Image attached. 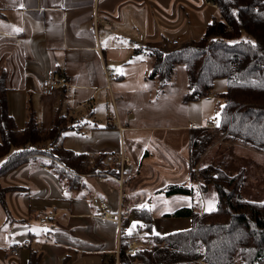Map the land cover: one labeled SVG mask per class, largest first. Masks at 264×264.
I'll list each match as a JSON object with an SVG mask.
<instances>
[{"label": "crops", "instance_id": "0c3cea01", "mask_svg": "<svg viewBox=\"0 0 264 264\" xmlns=\"http://www.w3.org/2000/svg\"><path fill=\"white\" fill-rule=\"evenodd\" d=\"M212 19L219 12L208 0H0V73L16 127L31 114L48 129L58 109L69 119L62 146L106 154L104 164L118 169L82 176L80 190H66L40 158L2 174L0 186L8 191L0 201V264H28L32 252L36 264H114L120 224L100 216L98 196L121 220L133 208H148L154 234L180 230L164 219H187L181 225L190 227V218L176 212L191 207L192 197L165 190L194 186L189 134L217 118L212 96L218 93L183 103L186 71L178 64L174 83L156 95L158 82L148 77L154 59L145 47L162 46L165 38L197 40ZM105 68L119 74L110 91ZM56 77L66 81L65 91L41 95L37 81ZM214 148L204 163L220 158ZM122 155L127 161L119 172ZM212 205L205 196L200 210ZM43 214L46 223L38 220ZM136 224L128 220L125 231Z\"/></svg>", "mask_w": 264, "mask_h": 264}, {"label": "trees", "instance_id": "16d2710c", "mask_svg": "<svg viewBox=\"0 0 264 264\" xmlns=\"http://www.w3.org/2000/svg\"><path fill=\"white\" fill-rule=\"evenodd\" d=\"M208 1L216 5L219 19L210 20L199 39L171 48L145 47L154 59L148 77L158 82L156 95L174 83L178 64L186 71L183 103L213 94L216 79L226 81L225 91L214 94L218 109L214 128L199 127L189 134L188 165L194 186L175 185L165 190L192 197L191 207L176 212L190 218V227L157 235L152 233L150 210L133 208L131 218L123 217L120 223L118 264H264V199L244 196L250 178L246 167L229 166L221 151L219 161L204 163L209 150H220L221 145H242L264 154V0ZM6 92L2 72L0 159H4L0 176L36 158L55 173L66 190L82 189L84 175H117V166L104 164L106 154L88 155L62 146L69 119L58 109L48 129L31 114L17 128L7 109ZM7 191L0 186L1 202ZM205 196L212 197L213 205L200 210ZM128 220L137 222L131 233L125 231ZM142 231L146 233L138 236ZM139 239L133 254L126 255V244ZM37 261L32 252L28 264Z\"/></svg>", "mask_w": 264, "mask_h": 264}, {"label": "rangeland", "instance_id": "374dc122", "mask_svg": "<svg viewBox=\"0 0 264 264\" xmlns=\"http://www.w3.org/2000/svg\"><path fill=\"white\" fill-rule=\"evenodd\" d=\"M215 82L213 89V93H222L226 89V81L223 78L217 79ZM215 96V95H214ZM213 97L214 102L217 103V97ZM221 103V99H219ZM215 115L218 116V109L215 110ZM219 151L225 152L227 158L226 159L229 166L239 165L245 166L248 171V176H250L249 180L244 186L243 194L248 199H264V154L256 152L248 147L239 146V145H230V146H218ZM224 155V154H223ZM222 155V156H223ZM222 158V157H221ZM4 159V158H3ZM3 159H0V164ZM216 160V159H215ZM220 158L216 161H219ZM162 220V219H161ZM183 218H174V219H164L166 223L173 222V224L178 226V229H187L183 227H188V224L185 226L181 225V222H186ZM159 219V226L161 225ZM156 225L158 223L156 222ZM162 235V234H161ZM140 241V239H139Z\"/></svg>", "mask_w": 264, "mask_h": 264}, {"label": "built area", "instance_id": "2783aa9c", "mask_svg": "<svg viewBox=\"0 0 264 264\" xmlns=\"http://www.w3.org/2000/svg\"><path fill=\"white\" fill-rule=\"evenodd\" d=\"M178 43L179 42L176 38H165L164 39V45L169 47V48L178 45ZM104 77H105L106 89L110 91L111 82L113 80L119 79V74L114 69L105 68L104 69ZM66 85H67L66 81L64 79L58 78V77L52 78V79H42V80L37 81V86H38L39 92L43 96H53V94L57 90H62L63 88H66ZM217 120H218L217 118H211L205 127L214 128V126L217 123ZM125 161H127V157L123 156V155L120 156V158H119V172L121 171L122 165ZM94 202L101 209L100 216L102 218H104V219L114 218L117 225H119L121 223V213L118 212L116 214H112V213L106 211L105 210L106 201L102 197H99V196L96 197ZM38 220L40 223H46L47 221L50 220V217L48 214H43ZM137 245H138L137 241H135V240L129 241L126 244L125 254L128 256L132 255L134 252V248ZM9 252L13 257H15L18 254L17 247L12 246V248H10ZM114 264H118L117 260H115Z\"/></svg>", "mask_w": 264, "mask_h": 264}, {"label": "snow or ice", "instance_id": "6c2138e0", "mask_svg": "<svg viewBox=\"0 0 264 264\" xmlns=\"http://www.w3.org/2000/svg\"><path fill=\"white\" fill-rule=\"evenodd\" d=\"M16 31H20L19 29H16ZM133 227H135V225H133ZM129 231H131V230H129Z\"/></svg>", "mask_w": 264, "mask_h": 264}]
</instances>
